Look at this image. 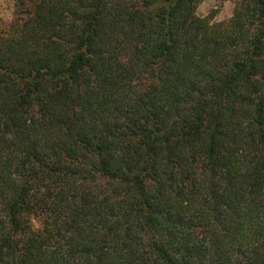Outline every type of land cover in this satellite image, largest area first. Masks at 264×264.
Wrapping results in <instances>:
<instances>
[{
	"label": "trees",
	"instance_id": "trees-1",
	"mask_svg": "<svg viewBox=\"0 0 264 264\" xmlns=\"http://www.w3.org/2000/svg\"><path fill=\"white\" fill-rule=\"evenodd\" d=\"M10 1L0 264H264V0Z\"/></svg>",
	"mask_w": 264,
	"mask_h": 264
},
{
	"label": "rangeland",
	"instance_id": "rangeland-1",
	"mask_svg": "<svg viewBox=\"0 0 264 264\" xmlns=\"http://www.w3.org/2000/svg\"><path fill=\"white\" fill-rule=\"evenodd\" d=\"M236 7V0H201L197 5L195 13L198 17L213 15L212 22L222 23L224 30ZM14 3L10 0H0V35L8 32L14 18ZM37 226V223H34Z\"/></svg>",
	"mask_w": 264,
	"mask_h": 264
}]
</instances>
